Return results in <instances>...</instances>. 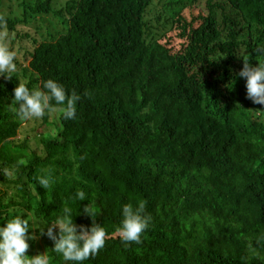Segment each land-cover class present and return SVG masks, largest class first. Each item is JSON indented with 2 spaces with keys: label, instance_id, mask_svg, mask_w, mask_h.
Returning <instances> with one entry per match:
<instances>
[{
  "label": "trees",
  "instance_id": "16d2710c",
  "mask_svg": "<svg viewBox=\"0 0 264 264\" xmlns=\"http://www.w3.org/2000/svg\"><path fill=\"white\" fill-rule=\"evenodd\" d=\"M201 1L167 2L159 27L146 17L155 0H66L61 8L24 0L22 16L0 17L22 38L31 34L17 26L39 15L66 22L57 36H33L28 65L16 56L17 72L0 76V224L18 209L55 219L67 202L77 225L103 224L108 234L84 264H264V105L237 75L245 59L264 63L256 51L264 0ZM50 78L81 100L75 119L60 107L53 122L43 116L41 128L52 130L34 147L18 139L14 90ZM48 174L49 188L36 186ZM77 189L97 198L94 220L83 213L87 199L71 200ZM139 201L150 227L142 243L126 246L117 231L122 206ZM30 232L28 255L40 250L64 264L46 229Z\"/></svg>",
  "mask_w": 264,
  "mask_h": 264
},
{
  "label": "clouds",
  "instance_id": "9594fccd",
  "mask_svg": "<svg viewBox=\"0 0 264 264\" xmlns=\"http://www.w3.org/2000/svg\"><path fill=\"white\" fill-rule=\"evenodd\" d=\"M256 51L259 56L264 55V47L258 46ZM17 72L16 53L6 44H0V76L11 79ZM246 79L247 97L256 104L264 105V63L253 65L245 59L243 68L237 74ZM80 95L72 92L69 94L65 86L55 79L45 80L41 86L30 88L24 83H19L14 90V103L18 108V116L21 119L41 118L61 108L63 118L75 119L77 115V103ZM55 102V103H53ZM6 176L11 173L4 169ZM54 181V176L37 175V184L48 189ZM88 200L83 207V213L91 216L93 220L100 212L95 202L88 198L83 189H77L71 197L73 202ZM18 209L16 215L7 220L6 224H0V264H51L47 252L39 255H28L30 247L29 239H36L30 229L39 228L40 233L54 241L52 250L60 257L64 264H84L94 257L106 246L107 231L103 224L93 223L89 228L86 225H77L74 220L73 208L65 202L60 214L55 219H37L35 215ZM51 220V224H49ZM151 215L146 213V204L139 201L135 206L126 203L122 206V220L117 231L126 246L132 243H142V236L150 227ZM58 229V231H57Z\"/></svg>",
  "mask_w": 264,
  "mask_h": 264
},
{
  "label": "rangeland",
  "instance_id": "374dc122",
  "mask_svg": "<svg viewBox=\"0 0 264 264\" xmlns=\"http://www.w3.org/2000/svg\"><path fill=\"white\" fill-rule=\"evenodd\" d=\"M22 1L24 0H0L1 8H0V17L3 16H11L14 18L22 16V11L23 7L21 5ZM171 0H155L154 4L151 6L149 9V12L147 13V19L152 20V23L156 25V27H159V24L156 22L155 18L160 12H167L168 8L166 6V3ZM66 0H56V7L61 8L65 4ZM206 0H202L200 2V6L205 7ZM201 7H196L195 12L196 14H199ZM191 9L188 8L185 11V15L188 16L189 19H191ZM164 19L162 20V22ZM1 24L4 26L8 25L6 22L1 23L0 22V44H6L12 51L16 53L17 58L23 62V66L28 65L29 59H26L25 54L29 51L32 50L34 47V43L32 41V37L35 36L38 39H44V36L49 39L50 35L48 34V30H51L55 36L58 35V33L63 32L65 30V24L66 22L62 20V17L55 15V14H48V15H39L35 18L30 19L29 23H21L17 26L18 31L20 33H25V32H30L31 37L27 36L22 38L21 36L14 37L16 34V30L14 31L13 35H9V31L7 30L6 27H3ZM156 27L154 29L156 30ZM158 31V29H157ZM171 38H176L178 35V29L174 33H169ZM13 108V113L16 115L17 113V106L13 105L11 106ZM57 111L51 113L49 121L53 122L57 117ZM21 119V118H20ZM22 126L20 130V134L18 139L20 141H23L24 139H29L30 143L36 147L39 143V139L41 137L40 132H48L52 130V125L51 126H44L42 127L43 124V118H32V119H21ZM4 184L0 183V188H3ZM2 199L4 201L7 200L6 195H2ZM36 244L38 247L42 248V244L38 240L36 241ZM31 246L29 247V249ZM41 253H45L44 251H38L36 250L34 252V255H39ZM33 255V256H34Z\"/></svg>",
  "mask_w": 264,
  "mask_h": 264
}]
</instances>
